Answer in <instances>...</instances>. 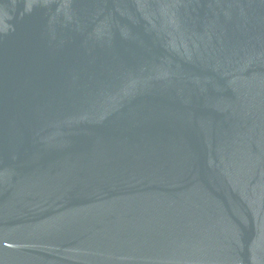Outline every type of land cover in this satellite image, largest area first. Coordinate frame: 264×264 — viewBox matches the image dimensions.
<instances>
[{
  "label": "water",
  "instance_id": "water-1",
  "mask_svg": "<svg viewBox=\"0 0 264 264\" xmlns=\"http://www.w3.org/2000/svg\"><path fill=\"white\" fill-rule=\"evenodd\" d=\"M0 264H264V0H0Z\"/></svg>",
  "mask_w": 264,
  "mask_h": 264
}]
</instances>
